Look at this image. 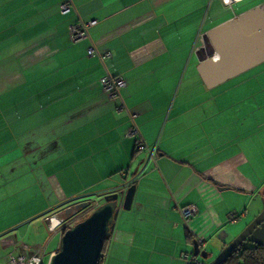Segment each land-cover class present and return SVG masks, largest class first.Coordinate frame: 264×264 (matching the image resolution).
<instances>
[{
	"label": "crops",
	"instance_id": "crops-1",
	"mask_svg": "<svg viewBox=\"0 0 264 264\" xmlns=\"http://www.w3.org/2000/svg\"><path fill=\"white\" fill-rule=\"evenodd\" d=\"M62 1L0 0V234L28 211L25 240L41 246L46 213L77 197L98 205L134 179L103 264H187L202 237L212 260L264 209V69L206 88L197 63L213 53L212 27L264 0L228 17L220 0H70L66 13ZM78 20L95 24L71 40ZM107 75L126 81L116 97L100 86Z\"/></svg>",
	"mask_w": 264,
	"mask_h": 264
},
{
	"label": "water",
	"instance_id": "water-1",
	"mask_svg": "<svg viewBox=\"0 0 264 264\" xmlns=\"http://www.w3.org/2000/svg\"><path fill=\"white\" fill-rule=\"evenodd\" d=\"M206 36L213 53L197 63V73L204 86L211 88L264 63V4L217 24ZM135 190V184L131 183L124 192H105L98 199L102 202L87 217L62 233L47 264H96L103 243L114 228L118 210L130 208ZM245 240L264 245V209L215 258L203 264H221ZM193 245V254L206 258L198 245Z\"/></svg>",
	"mask_w": 264,
	"mask_h": 264
},
{
	"label": "built area",
	"instance_id": "built-area-1",
	"mask_svg": "<svg viewBox=\"0 0 264 264\" xmlns=\"http://www.w3.org/2000/svg\"><path fill=\"white\" fill-rule=\"evenodd\" d=\"M241 0H220L225 8H232L233 4L240 2ZM72 7L70 0H63L60 4V10L62 13L69 12ZM95 21H80L73 23L70 27L71 40H79L87 36V28L94 25ZM88 55L94 54L93 47H90L87 51ZM101 88L108 93L109 97H116L119 95V90L123 88L126 84L124 78L119 75L103 76L99 79ZM133 133V130H132ZM156 148H150V157H154L156 154ZM149 158V157H148ZM134 179L129 181L127 184H122L114 190L124 192L127 186L133 183ZM84 202L89 203L86 210H80L77 215H69L68 217H63L61 215L50 214L47 218L46 223V238L44 239L41 246H36L34 244H29L26 238H18L12 231H7L0 235V259L4 260L3 264H47L51 255L55 253L58 247V241L62 233L69 228L70 225L75 224L76 220L80 216L88 214L96 207V201H90L85 199ZM76 201L73 205H76ZM96 204V205H95ZM66 209V208H64ZM181 216L183 222H188L189 218L193 216L196 209L193 205H188L180 208ZM204 237L195 240L196 245H198L199 251L204 248ZM55 247V248H54ZM187 264H202L201 260L190 253H182L180 256Z\"/></svg>",
	"mask_w": 264,
	"mask_h": 264
},
{
	"label": "rangeland",
	"instance_id": "rangeland-1",
	"mask_svg": "<svg viewBox=\"0 0 264 264\" xmlns=\"http://www.w3.org/2000/svg\"><path fill=\"white\" fill-rule=\"evenodd\" d=\"M234 7H236V4H234ZM233 8V7H232ZM207 10V9H206ZM212 9H211V11L208 13V17H207V19H206V21L204 22L203 21V19H204V17L201 19V27L203 26V28H205V26H207L209 23H208V20H209V18L211 17L210 15H211V13H212ZM219 11L222 13H224V16H226V17H228V15H230V14H232L233 12V10H231L230 8L227 10V9H225V8H222L221 7V9H219ZM205 13V12H204ZM204 16V15H203ZM261 69H264V63H260L258 66H256L255 67V69L253 68V69H248V70H246L243 74H241V76H239V77H243V76H255V72H257V71H259V70H261ZM257 75H259V74H257ZM256 77H258L257 78V80L255 79V81H258V82H262V85H264V73H261V75H259V76H256ZM235 79V78H234ZM236 79H242V78H236ZM229 82H231V81H229ZM249 84L250 85H247L248 87H246L245 89H242L241 90V94L243 95L245 92H247L248 91V93H250V91L251 92H253V90H255V83H254V79H252V81L251 82H249ZM240 94V95H241ZM232 95H237V94H235V91H233L232 92V94H231V96ZM257 98H258V103H257ZM257 98L255 99V98H252L251 96H248V98L245 100V103L247 104V107H248V109L249 110H253V108H257V105L256 106H254V104H258L260 107H262V106H264V93H262L261 94V96H257ZM262 104V105H261ZM254 106V107H253ZM221 112H232L230 109H224V110H222ZM80 197H77V198H75V200H73V199H71V200H69V204H74L76 201H77V199H79ZM64 205V204H63ZM63 205H59V206H57V207H55L54 209H53V211L54 212H48V213H46V215H47V217L46 218H48V216L50 215V214H56V215H61V216H63V217H68L69 215H77L79 212H80V210H83V209H87L86 207L87 206H90V204L89 203H86V202H83V201H80V202H78L76 205H72V206H70V207H68V208H66V209H63V211H61L62 210V206ZM61 211V213L60 214H57V213H59ZM28 214H30V213H28V211H25V212H21V213H19V216L18 217H20V216H23L24 218L21 220V221H19L20 223H15V224H17L16 226H18L17 228H16V230H14V232H15V234L19 237V238H30L33 234V226H34V224H35V217H30V218H28V217H26V215H28ZM87 215H88V212L85 214V215H83V216H80V218H78L75 222L76 223H78L79 221H81L82 219H84L85 218V216L87 217ZM15 226V227H16ZM6 232V231H5ZM1 234H3V233H1ZM0 234V235H1ZM201 259H202V261L203 260H205V261H207V259H209V258H202L201 257ZM208 261H210V260H208ZM207 261V262H208ZM4 263V260H2V264Z\"/></svg>",
	"mask_w": 264,
	"mask_h": 264
},
{
	"label": "trees",
	"instance_id": "trees-1",
	"mask_svg": "<svg viewBox=\"0 0 264 264\" xmlns=\"http://www.w3.org/2000/svg\"><path fill=\"white\" fill-rule=\"evenodd\" d=\"M108 239L103 243L102 252L98 257L96 264L104 263L103 259L107 250L106 244ZM221 264H264V245L260 246L251 242L249 243L245 240L241 242L237 248L232 250L227 259Z\"/></svg>",
	"mask_w": 264,
	"mask_h": 264
},
{
	"label": "bare ground",
	"instance_id": "bare-ground-1",
	"mask_svg": "<svg viewBox=\"0 0 264 264\" xmlns=\"http://www.w3.org/2000/svg\"><path fill=\"white\" fill-rule=\"evenodd\" d=\"M113 191H114V190H113ZM198 250H199V248H198ZM199 252H201V251H199ZM197 255H198V254H197ZM197 255H196V256H197ZM202 264H203V262H202Z\"/></svg>",
	"mask_w": 264,
	"mask_h": 264
}]
</instances>
